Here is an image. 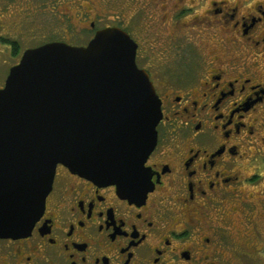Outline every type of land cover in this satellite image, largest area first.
<instances>
[{
  "label": "flooded vegetation",
  "instance_id": "flooded-vegetation-1",
  "mask_svg": "<svg viewBox=\"0 0 264 264\" xmlns=\"http://www.w3.org/2000/svg\"><path fill=\"white\" fill-rule=\"evenodd\" d=\"M177 2L145 53L135 39L162 110L143 181L131 194L59 164L32 230L0 236V264H235L262 249L235 238L258 227L238 211L264 175V0ZM99 17L90 41L122 27Z\"/></svg>",
  "mask_w": 264,
  "mask_h": 264
},
{
  "label": "water",
  "instance_id": "water-1",
  "mask_svg": "<svg viewBox=\"0 0 264 264\" xmlns=\"http://www.w3.org/2000/svg\"><path fill=\"white\" fill-rule=\"evenodd\" d=\"M119 26L86 46L27 49L0 88V236L29 233L57 167L134 193L157 142L161 99Z\"/></svg>",
  "mask_w": 264,
  "mask_h": 264
},
{
  "label": "rangeland",
  "instance_id": "rangeland-1",
  "mask_svg": "<svg viewBox=\"0 0 264 264\" xmlns=\"http://www.w3.org/2000/svg\"><path fill=\"white\" fill-rule=\"evenodd\" d=\"M177 1L0 0V88L4 86L11 68L20 62L28 48L51 41H65L72 45L85 46L93 35L86 29L88 18L93 20L97 14L100 16L97 19L99 21L97 28L113 24L125 27L134 40L137 37L141 51L145 53L144 50L150 44L147 40L154 39L156 35L151 28L160 26L164 29L163 17L166 14L170 17ZM194 14L200 16L203 13L199 9V13L191 12L186 19L189 20ZM171 23L169 20L166 25ZM10 40L19 43L20 49L16 55L13 53V46L8 42ZM261 173L264 174V170ZM247 186L252 192L250 195L252 203L245 204L243 211H238V216L245 222L246 215L249 214L258 227L255 229L244 226L249 236L245 238L242 234L235 239L242 245L248 242L255 248L262 249L252 255L255 259L250 257L249 261L246 255L237 254L235 264H264V175L254 184ZM253 238H256L255 242L251 241ZM250 244L248 245L251 246ZM249 251L253 254L250 249Z\"/></svg>",
  "mask_w": 264,
  "mask_h": 264
},
{
  "label": "trees",
  "instance_id": "trees-1",
  "mask_svg": "<svg viewBox=\"0 0 264 264\" xmlns=\"http://www.w3.org/2000/svg\"><path fill=\"white\" fill-rule=\"evenodd\" d=\"M8 42H9V44H11L13 46V49H14L13 53H14V55H16L18 53V49H20L19 43L16 41H11V40Z\"/></svg>",
  "mask_w": 264,
  "mask_h": 264
}]
</instances>
